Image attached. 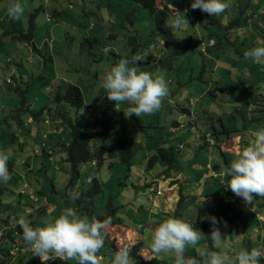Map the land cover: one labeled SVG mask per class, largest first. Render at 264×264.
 Masks as SVG:
<instances>
[{
	"label": "rangeland",
	"instance_id": "rangeland-1",
	"mask_svg": "<svg viewBox=\"0 0 264 264\" xmlns=\"http://www.w3.org/2000/svg\"><path fill=\"white\" fill-rule=\"evenodd\" d=\"M164 1L170 7L172 5L177 10L181 9V12L188 10L189 15H186L188 26L182 31H177L176 36L168 27H163L161 32H158L151 23L147 11L135 0H6L0 5V102L6 104L3 102L6 88H2L1 82L10 74V68L13 71L11 73L15 75L14 80L17 83L21 82L23 88L31 85L27 101L33 109L40 111L42 108L53 107L54 110L52 118L45 123L34 121L32 118L27 119L29 116L27 115V120L23 122L24 127L17 129L16 135L19 132V139L25 141L24 149L27 154L23 156L21 152L14 151L18 150L17 145H10L9 129L0 126V152L9 157L7 167L14 163L13 173L19 176L20 183L29 186L23 193L20 190L22 185L16 186V183L10 182L11 179L7 183H2L5 195L0 197L1 218L13 214L14 218L24 219L29 223L34 219L30 215L35 214L39 226L45 227L65 208L75 209L81 217L87 216L75 200L67 195V192H70L66 189L69 167L58 163L57 157L54 158L57 165H54L50 162L49 156L36 157L33 154L36 150H41L37 133L40 130H47L55 139H63L65 142L69 140L70 130L67 127L65 132H62L64 136L60 137L62 133H57L52 124L55 117L59 118L61 112L66 113L65 118L73 120L79 116L77 119L82 129L86 130L88 121L90 122V118L87 119L90 115L85 113L86 108L106 94L101 86L104 75L116 66L121 58L131 60L139 53L146 59L140 62L138 70L152 73L154 76L157 73L163 74L169 88V96L163 101L158 112L141 117L136 115L125 117L123 110L129 105L127 103L119 105L117 109L119 111L110 123L105 160L98 166H93L90 162L82 167L79 187L81 191L91 187V184L87 183V176L97 179L103 191L96 198V210L99 214L105 215L107 205L110 199H113L112 203L118 208L115 218L126 226L105 224L102 229L104 247L98 253V256L101 255L100 264H111L116 249L118 251L125 245L132 247L142 239L144 241L141 249L142 258L135 260L136 264H175L173 253L153 256L148 251L154 228L169 217L195 221L199 207L197 199L193 197L200 186L206 163L212 160L220 164L221 168L230 166L237 153L250 145L254 139L253 133L264 129L262 111L264 64L253 63L244 58L245 50L253 43L250 38L252 34H255V38L258 36V45L255 47L264 45V26L260 25L262 28H259L260 30L255 27L260 33L251 31V28L244 33L242 30L245 28L241 27L242 36L238 41L230 30L232 34L230 42L235 43V49L227 58L233 57L232 62H236L234 67L231 63L230 68L226 57L215 61L213 57L207 56L202 43V38L207 40L209 34L221 36L228 24L222 27L223 30L208 24L205 13L199 9H191L194 0ZM251 1L222 0L229 4V8L217 17L221 18V21L225 17L228 22L236 20L233 19L235 16L245 20V17L251 14V10L248 9ZM258 1L261 3H257L258 8H261L260 5L264 7V0H256ZM17 2L22 4L24 14L20 20L13 21L7 15V8ZM133 9L137 10L138 16L135 25L125 24L126 14ZM34 15L33 35L38 52H32L24 41L14 39L8 34L1 35L2 32H13L16 22H20V29L26 31ZM197 19L200 21L199 26L195 25ZM134 28L140 32L138 37L140 42L133 48L129 45L130 36L138 35L133 31ZM190 37L194 39L188 43ZM162 40L166 42H161ZM244 40L247 42L244 43ZM16 62L21 66L27 80L30 74L34 77L43 75L45 80L57 86L69 83L78 86L84 95L86 108L76 112L70 107H65V110L63 106L57 107L52 97L46 96L48 93L40 80H31L23 84L21 78L16 79L18 77L15 71ZM243 72H247L246 80L240 77ZM219 80L221 83H218ZM3 115L0 109V120ZM176 124L181 126L176 127ZM224 130L233 131L230 138ZM208 133L211 140L216 143L215 146L210 144ZM121 138L129 140L135 150L131 170L115 157L108 156L115 142ZM181 144L185 147L182 150L176 148L179 161L175 172H166L167 166L161 161L149 165L148 156L155 155L158 148L168 149L179 147ZM224 155L228 164H224ZM41 165L45 166L44 171L39 170ZM162 172L165 176L164 174L159 176ZM178 174L177 179L167 178ZM227 179L230 177L211 178L205 181L202 188L209 193L217 189L232 195L233 203L240 197L235 196L227 189V185L222 183V180L226 182ZM180 180L183 181L185 200L182 207L185 209L175 215L177 203L180 195L182 196L179 191L180 185L175 181ZM147 183L150 185L144 189ZM37 192L42 193L40 195ZM31 193L33 197H29ZM37 200L39 201L36 202ZM239 202L240 206L233 208L232 214L236 216L239 210L243 209L240 217L229 222L221 219L219 227L223 238L226 239L223 250L230 256H235L237 252L245 250L244 240L249 239L262 253L259 264H264V198L256 197L252 205L245 204L242 198ZM33 209L34 213L30 214L29 211ZM42 209H45V214L36 215ZM252 215H256L260 220L252 224L250 221ZM225 222L227 227H224ZM15 225L16 222L13 221L12 226ZM2 226L4 225L0 224V233ZM254 227L259 232H255ZM211 231L209 230V236ZM112 242L115 248H112L110 244ZM204 249L221 251L215 248L211 239L205 235L196 248H187L185 256L201 260L202 264L199 252ZM69 264L75 262L69 261Z\"/></svg>",
	"mask_w": 264,
	"mask_h": 264
},
{
	"label": "trees",
	"instance_id": "trees-1",
	"mask_svg": "<svg viewBox=\"0 0 264 264\" xmlns=\"http://www.w3.org/2000/svg\"><path fill=\"white\" fill-rule=\"evenodd\" d=\"M5 1L6 0H0V5L3 4ZM135 1L137 4H139L142 8H144L147 11L148 16L151 17V23L154 24L158 32H161L163 27H165L166 20L173 15V9L181 12V9L178 10L175 8L172 9L164 0H161V2H158L160 0H135ZM257 3H260V1H258ZM257 3L255 6L259 5ZM260 6L261 8H259L260 10L258 12H260L262 15H258L257 13L255 18L252 19L250 15L253 14H250L248 17L247 16L245 17V14H243L245 20L244 18L239 19L236 18L237 16H235V18L233 19L236 20L232 22H228L227 18L225 17L223 21H221V18H218L216 15L209 16L207 13H205L206 14L205 16L208 19V24H211L216 28L222 29L224 25L228 24V27L224 29L221 36H216V35L214 36L213 34H209L207 35V40L202 38V43L205 47V54L207 56L213 57L214 60H218L219 58H223V57L226 58L229 57L228 55L229 54L231 55L233 50L235 49L234 46L235 43L230 42V36L234 34L236 36L235 37L236 40L238 41L239 38L242 36L241 27L247 26L245 24L249 23L251 20H253L251 22L254 25V29L252 31L254 32L257 31L255 27L257 29L259 28L262 29L259 26L260 25L264 26V7L262 5ZM247 12H249V10ZM252 12L250 11V13ZM181 13H183V11ZM229 13L230 12H227V14ZM186 15H189L188 11ZM34 18L35 15L34 17L31 18L30 25L28 26L26 31L20 29V25H21L20 22H16L14 23L15 29L13 32H9V33L2 32L1 35L4 36L8 34L12 36L14 39L24 41L32 52H38L37 47L34 43V35H33L34 20H35ZM125 18H126V21L124 20L125 24L129 23L131 25L132 24L135 25L136 19L138 18L137 10L133 9V11H130L128 14H126ZM195 25L199 26L200 21L199 20L196 21ZM230 30L233 31L231 32L232 34L230 33ZM133 31L138 33L137 36H135L136 34L134 36H130L131 44L129 45H131L134 48L137 47L136 46L137 43L140 42L138 39V37L140 36V32L135 30V28ZM257 37L258 36H256L255 38V34L254 35L252 34L250 38L253 43L250 46L251 48L249 47L247 48V50H250L256 45H258ZM160 39L162 38L160 37ZM193 39L194 37H190L188 43L192 42ZM211 41H214V46H210ZM161 42H166V41L162 40ZM245 42L247 41L244 40V43ZM141 46L144 47L143 45ZM174 53L178 54V52H174ZM239 57H243V56L239 55ZM49 58H50L49 60L52 61V58L51 57ZM232 59L233 57H230L229 59L227 58V62H228L227 65L230 68L234 67L236 64V62L234 61L232 62ZM231 63H232V67L230 66ZM15 66H16L15 68L16 75L18 76L16 77V79L21 78L22 82L24 81L23 84H27L28 82H31V80H36V79L40 80L41 83H44L43 87L45 88V91L48 93L46 94V96L50 95L53 99L54 104L58 105L57 107L60 108L61 106H63L64 107L63 110L70 107L73 108L76 112H80L84 108H86L84 95L82 93V90L78 86L73 85L71 83L67 85L59 84L57 86L55 84H52L53 82L51 83L45 80V77L43 75L34 77L33 74L32 75L30 74L29 79L27 80L24 77V72L22 73L21 71V66L17 62L15 63ZM203 70H205V66ZM9 72L10 74L6 76L5 81L1 82L2 88H6L5 91L6 94L3 95L4 96L3 99L5 100L3 102H5L6 104L0 102V109H2V114H4L2 116V120H0L1 123L0 126H3L1 127L3 129L5 128L9 129V134L11 137L10 145L13 146L17 145L18 150L14 149V151L21 152V155L23 156L27 154L25 153V149H24L25 141L19 139L18 136L19 132L16 135L15 132L17 131V129H22L24 127L23 122L26 119L27 115H29L27 119L32 118L34 121L38 120L39 122L45 123L47 120H50L52 118L54 110L53 107L42 108L40 111L33 109L32 105L28 104L27 101L28 94L30 93L31 85H28L27 87L23 88L22 85L20 84L21 82L17 83V81L14 80L15 75L11 73L13 71L10 68H9ZM246 76H247V72L245 76L242 75L243 78L242 80H246L245 79ZM219 82L220 80L218 81V83ZM6 109H8V111H6ZM86 109L87 111L85 113L90 115V117L89 116L87 117V119L90 118L89 119L90 122L88 121L87 124L88 127L86 130L82 129L81 124L77 119L79 116L76 118V120H73L72 118H65L66 113L64 114L63 112H61L59 113V118L55 117L52 124H54L53 127L57 131V133L65 132V128L67 127L70 130L69 140L65 142L63 139L62 140L55 139L54 136H51L52 134H49L47 130L46 131L40 130L37 133L38 134L37 141L40 145L41 150H36L33 154L36 155V157L39 155L49 156L50 162H53L54 165H57L56 163L58 162V163L66 164L69 167V179L66 185L67 187L66 189H68L70 192H67V195L71 198L73 197L74 194L78 195L79 197L78 199H73V198L72 199L75 200V202L82 208V211H85L87 213L89 219L95 217L97 220L101 222H107L106 224H110V226L111 225L125 226L123 223H121V221L115 218L116 217L115 214L118 208L115 207L114 204L112 203L113 199H110L109 204L107 205V209H106L107 211L105 215L99 214L98 211L96 210L97 209V205L95 204L96 198L103 191V188L97 179L92 178L91 182H88L89 176H87V183L91 184V187L84 189L82 191H81V187H79V181L82 177V167L86 164H89L90 162H92L93 166L101 165L104 162L107 152L106 140L108 139L107 137L110 132V126H111L110 123L117 114L115 102L109 101L107 99L106 94H103L102 97L96 103L89 105V107ZM262 109H263L262 111L264 112V102H262ZM46 116H48V118H46ZM180 126L181 124H176V127H180ZM232 132H233L232 130L229 132L227 130H224V133L228 134V138L231 137ZM62 135L64 136V133H62L60 137H62ZM181 145L179 147H170L168 149L164 147L158 148L155 155L151 157L150 155L148 156L149 165H154L157 164V162L159 163L161 161L167 166L165 170L166 172L167 171L175 172V170H177L178 168V161H179L176 148L182 150L185 147V146L181 147ZM108 156L115 157L122 164H124L129 170H131L134 165L133 161L135 157V150L133 144L129 140L122 138L118 139L113 145L112 150L108 153ZM55 157H57L58 159L57 162H55L54 159ZM224 158H225L224 164H228L225 155ZM209 164L212 165L211 168L213 169V172L216 175L212 177H208L205 180H202V183L203 181L210 180L211 178L218 179V174L216 172L219 173L220 169H222L220 164L214 163L212 160H209L204 167L206 173H207L206 167ZM11 165L12 166L8 168L12 180L10 182H12L13 184L16 183L15 184L16 186L19 184L22 185L21 186L22 188L20 187V190H22V192L24 193L25 188L26 187L29 188V186L28 184L19 182L20 181L19 176L13 173L14 163H12ZM39 170L44 171L45 166L41 165ZM30 171H32V168H30ZM205 172L203 173L201 179L204 177ZM162 174H164L165 176V173L163 172L159 174V176H161ZM176 176L177 175L169 176L167 178H175ZM175 182L176 184L180 185L179 191L180 194H182V196L180 195V199L177 203V209L175 211V215H178L181 211L185 209L184 206L182 207L185 197H183V191H184L183 181L180 180ZM149 185L150 183L144 185V189H147ZM2 187L3 184L0 183V197L5 195ZM55 192H56V188L54 187V193ZM37 193L41 195L42 192L41 193L37 192ZM29 197H33L32 193L30 194ZM232 197H233L232 195H228L224 192L202 193L199 196L197 195L194 196L193 198L199 200L200 203V205L198 204L199 213L195 221L189 220L186 222L191 223L195 229L200 230L201 232L205 233V235H208L209 230H212V224L210 221L211 217H215L221 223V219H225V221L229 222L232 219L241 216V212L243 209L239 210L240 212L238 213L240 215L238 214L235 216L234 214H232V209L237 206H240L239 204L240 198L236 201H233L232 203V199H231ZM29 200L32 201L31 198H29ZM38 201L39 200H37L36 202ZM35 208L36 207H34V209ZM34 209L29 211L30 214L34 213ZM45 212H46L45 209H42L36 215L40 216L41 214H45ZM207 214L208 216H206ZM34 215H30L33 216L34 219H32L29 222V225L33 228L42 227L39 226L37 222L39 220H36ZM251 217H252V220H250L251 223H253L254 220L256 221L259 220L256 217V215H252ZM19 220H20L19 218H14L13 214L7 216L6 218L0 217V224L4 225L2 226V231H1L2 233H0V264H42L39 257L32 256V252L29 246L25 243L22 235V229L18 224ZM13 221L16 222L15 226H12ZM113 242L110 244L112 248H115L114 247L115 244ZM244 243H245L244 249L250 251L254 247L252 241L249 239H245ZM143 245H144V241L142 240L141 242L132 245V247H130L131 248L130 255L134 260H141L142 258L141 249ZM100 256L101 255H99V257ZM46 264H69V261L64 262L59 259H56V260H49L46 262Z\"/></svg>",
	"mask_w": 264,
	"mask_h": 264
},
{
	"label": "clouds",
	"instance_id": "clouds-1",
	"mask_svg": "<svg viewBox=\"0 0 264 264\" xmlns=\"http://www.w3.org/2000/svg\"><path fill=\"white\" fill-rule=\"evenodd\" d=\"M171 7L173 9L172 5ZM228 8L229 4L222 0H194L191 3L192 10L199 9L209 16H218ZM187 11L185 9L181 13L173 9V15L166 20L165 27L171 28L174 35L188 26ZM23 14L24 8L18 2L10 4L7 8V15L13 21L20 20ZM244 58L253 63L264 64V45L245 51ZM145 59L146 57L139 53L131 60L121 58L102 80L101 86L107 99L115 102L116 109L121 103L129 105L123 110L127 118L158 112L163 101L169 96V88L163 74L157 73L154 76L152 73L138 70V65ZM253 136L250 145L241 149L230 166L220 169L218 173L221 178L230 177L226 182L222 180V183L247 205H252L256 197L264 198V129L255 131ZM207 138L214 146L210 134ZM8 159L7 154L0 152V183H7L11 179L7 167ZM210 172L208 177L216 175L212 168ZM91 179L92 177H88V182H91ZM72 198L79 197L74 194ZM210 221V239L214 247L221 251L200 250L202 264H259L262 253L257 248L250 251L241 250L235 256H230L223 250L226 239L218 226L220 222L215 217H211ZM106 223L95 217H81L73 208L63 209L61 214L45 227L33 228L24 219L18 221L32 256L39 257L42 264L56 259L64 262L74 261L75 264H100L98 253L104 247L102 229ZM224 227H227L226 222ZM204 237L205 235L191 223L169 217L154 228L148 251L153 256L173 253L175 264H201V260L186 257L185 252L189 247L196 248ZM130 253V246L121 247L115 252L111 264H136Z\"/></svg>",
	"mask_w": 264,
	"mask_h": 264
},
{
	"label": "crops",
	"instance_id": "crops-1",
	"mask_svg": "<svg viewBox=\"0 0 264 264\" xmlns=\"http://www.w3.org/2000/svg\"><path fill=\"white\" fill-rule=\"evenodd\" d=\"M256 2V0H252L251 1V4L249 5V9L251 10V11H253L251 14H253V15H250V17H252V19H254L255 18V16L257 15V13H258V15H262L260 12H258L260 9L258 8V6H255V4L257 3H255L254 4V2ZM257 10V11H256ZM251 21H253V20H251ZM249 22V23H247V24H245V25H247V26H245L244 28V30H243V32L245 33V32H248V29H250L251 28V31L254 29V25H253V23L252 22ZM252 23V24H251ZM237 42V41H236ZM216 61V60H215ZM245 74H246V72H243V76H245ZM242 75L240 76V77H242ZM203 78H204V76H203ZM246 78H247V76H246ZM245 78V79H246ZM210 165L211 164H209L207 167H206V170H207V173L205 172V175H204V179H206V178H208V175L211 173L210 172ZM212 166V165H211ZM203 169H205V168H203ZM217 174H218V172H216ZM181 175V174H180ZM179 176V174L176 176V179H177V177ZM164 177V176H163ZM220 177V176H219ZM218 177V178H219ZM170 179V178H169ZM175 179V180H176ZM205 184V181H203V183H202V179H201V182H200V186H199V188H198V191H196L197 193H196V195L197 196H199L200 194H202V193H209V192H207L205 189H204V187L202 188V186ZM187 186V185H186ZM221 191V190H220ZM220 191H218L217 189L215 190H213V192L214 193H218V192H220ZM223 191H221L220 193H222ZM197 203L200 205V203H199V200H197ZM255 210V209H254ZM170 212V211H169ZM169 212H167V213H169ZM252 218V217H251ZM259 220H260V218H258ZM256 222V220H254V222L252 223V224H254ZM254 231L255 232H259L258 231V229H256V227H254ZM209 233V232H208ZM208 237H209V239H210V236H209V234L207 235ZM143 240V239H142ZM253 248H255V247H253ZM259 250V249H258ZM260 251V250H259ZM263 255H264V249H263ZM264 257V256H263Z\"/></svg>",
	"mask_w": 264,
	"mask_h": 264
},
{
	"label": "built area",
	"instance_id": "built-area-1",
	"mask_svg": "<svg viewBox=\"0 0 264 264\" xmlns=\"http://www.w3.org/2000/svg\"><path fill=\"white\" fill-rule=\"evenodd\" d=\"M210 46H214V41H211L210 42ZM205 48V47H204ZM203 51H205V49H203ZM210 169H211V167H210Z\"/></svg>",
	"mask_w": 264,
	"mask_h": 264
}]
</instances>
